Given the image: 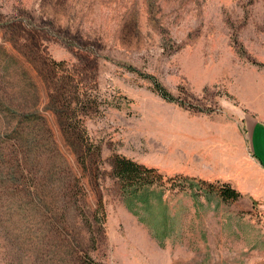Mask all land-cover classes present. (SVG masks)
Listing matches in <instances>:
<instances>
[{
    "label": "rangeland",
    "instance_id": "374dc122",
    "mask_svg": "<svg viewBox=\"0 0 264 264\" xmlns=\"http://www.w3.org/2000/svg\"><path fill=\"white\" fill-rule=\"evenodd\" d=\"M56 97L100 147L86 169L52 111ZM29 112L46 119L81 178L90 218L62 202L60 172L41 193L55 198L60 231L35 232L39 217H0V264H264V196L246 192L256 179L172 172L196 156L198 132L221 140L212 130L223 121L249 148L250 124L264 119V0H0V135ZM114 154L158 166L163 183L122 193ZM38 178L47 181L42 170ZM184 180L241 196L223 202Z\"/></svg>",
    "mask_w": 264,
    "mask_h": 264
},
{
    "label": "trees",
    "instance_id": "16d2710c",
    "mask_svg": "<svg viewBox=\"0 0 264 264\" xmlns=\"http://www.w3.org/2000/svg\"><path fill=\"white\" fill-rule=\"evenodd\" d=\"M147 78L159 96L167 101H175V97L154 76L149 75ZM65 99L63 101L61 97L59 101L55 100L52 111L58 114V124L65 141L71 146V153L86 169L90 161L99 160L100 147L90 142L83 119L79 116L76 120L63 117V113L71 110V104ZM66 164V158L59 151L46 119L31 112L16 114L11 132L8 135H0V217H12L14 214L26 218L30 215L33 219L39 217V221L30 227L39 232L44 230V227L55 226L54 222L58 218L55 198L44 200L41 193H45L43 191L47 186L55 187L53 179L56 180L61 172L63 177L59 179L61 182L58 186L63 188L62 202L65 204L68 200L71 201L74 210L83 220L90 218L82 180L66 169ZM108 164L122 193H133L144 187L161 185L164 180V175L156 167L146 166L119 154L112 155ZM33 168L36 171H32ZM41 170L47 181L38 178ZM185 182L195 191L204 192L206 195L213 191L223 202H233L241 196L239 191L227 183L217 184V187L208 184V191L204 190L200 183L184 180L183 184ZM93 216L97 218L98 214ZM55 227L60 231V224Z\"/></svg>",
    "mask_w": 264,
    "mask_h": 264
},
{
    "label": "crops",
    "instance_id": "0c3cea01",
    "mask_svg": "<svg viewBox=\"0 0 264 264\" xmlns=\"http://www.w3.org/2000/svg\"><path fill=\"white\" fill-rule=\"evenodd\" d=\"M212 131L218 133L222 139L210 135L211 132L206 137L203 132H198L196 156L184 159L185 165L172 172L195 175L207 180L220 178L238 184V180V182L233 181L236 177L244 180L247 184H252L256 179V185L246 192L247 194L253 193L255 197H263L264 119L255 120L250 124L248 149L243 145L240 129L236 122L223 121L219 124V130ZM253 136L257 142L256 150L250 143Z\"/></svg>",
    "mask_w": 264,
    "mask_h": 264
}]
</instances>
